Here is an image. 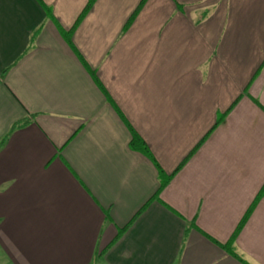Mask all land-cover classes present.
<instances>
[{"label":"crops","instance_id":"0c3cea01","mask_svg":"<svg viewBox=\"0 0 264 264\" xmlns=\"http://www.w3.org/2000/svg\"><path fill=\"white\" fill-rule=\"evenodd\" d=\"M88 3L0 0L9 263L264 264V0Z\"/></svg>","mask_w":264,"mask_h":264},{"label":"trees","instance_id":"16d2710c","mask_svg":"<svg viewBox=\"0 0 264 264\" xmlns=\"http://www.w3.org/2000/svg\"><path fill=\"white\" fill-rule=\"evenodd\" d=\"M94 1L95 0H89V3H88V5H87V7H86V9L83 11V13L81 14V16H80V18H79V20H78V22L87 14V12L91 9V6H92V4L94 3ZM141 7V6H140ZM223 121V118L222 117H220L219 119H218V122H217V125L219 124V123H221ZM140 140L138 139V138H134L133 139V141H132V145L134 146V148L136 147L138 150H140L141 152H144V153H148V150H147V148L146 147H144V146H142L141 144H140V142H139ZM148 155V154H147ZM165 185V184H164Z\"/></svg>","mask_w":264,"mask_h":264},{"label":"rangeland","instance_id":"374dc122","mask_svg":"<svg viewBox=\"0 0 264 264\" xmlns=\"http://www.w3.org/2000/svg\"><path fill=\"white\" fill-rule=\"evenodd\" d=\"M0 264H10L1 249H0Z\"/></svg>","mask_w":264,"mask_h":264}]
</instances>
